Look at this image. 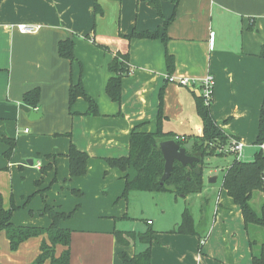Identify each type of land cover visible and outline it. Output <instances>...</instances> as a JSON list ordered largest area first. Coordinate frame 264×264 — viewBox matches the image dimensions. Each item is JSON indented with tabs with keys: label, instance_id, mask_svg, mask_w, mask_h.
I'll use <instances>...</instances> for the list:
<instances>
[{
	"label": "crops",
	"instance_id": "1",
	"mask_svg": "<svg viewBox=\"0 0 264 264\" xmlns=\"http://www.w3.org/2000/svg\"><path fill=\"white\" fill-rule=\"evenodd\" d=\"M95 3L101 15L94 14ZM173 11L172 3L163 0L161 16L140 0H0V138L15 141L13 160L0 161L2 206L5 210L12 203L20 207L12 214L14 226L44 229L50 220L38 213L45 204L63 213L79 206L72 219L59 223L71 231L70 264H121L119 252L132 257L144 248L139 243L120 246L113 236L115 230L142 233L148 227L140 231L128 226L129 198L136 192L126 201L119 198L124 177L134 173L111 169L104 159L128 155L133 129L156 132L161 90L162 131L191 137V141L201 137L195 110L199 88L179 86L175 81L213 77L212 118L243 144L238 159L252 160L264 105V58L259 57L264 46V0H180L166 30L165 46L159 39L126 38L133 30L162 29ZM20 25L38 28L21 33ZM67 39L74 42L73 63L58 56V43ZM115 53L128 55L130 67L122 79L120 103L105 93L112 77L107 66ZM166 54L174 60V82L166 81ZM79 81L96 103L98 116L83 115L88 104L82 98L72 106L73 115L69 114V87ZM34 88L40 91L37 108L22 101L23 94ZM31 113L37 118L30 120ZM71 144L88 155L84 177L69 176L66 155ZM1 150L6 147L0 146ZM34 155L47 158L38 156L34 161ZM228 157L219 158L228 166ZM211 178L209 185L214 184L209 183ZM36 181L41 183L36 186ZM221 191L228 199H215L208 225L201 228L191 217L194 234L177 233L184 211L178 210L176 199L167 208L158 201L161 218L146 221L154 231L150 264H252L249 239L263 242L264 229L247 233L240 209L222 185ZM32 194V200L22 207ZM255 198L264 205L263 192L255 193ZM173 210L178 212L175 217ZM43 241L47 242L46 235L10 251L1 232L0 264H32ZM63 250L56 246L55 256Z\"/></svg>",
	"mask_w": 264,
	"mask_h": 264
},
{
	"label": "trees",
	"instance_id": "2",
	"mask_svg": "<svg viewBox=\"0 0 264 264\" xmlns=\"http://www.w3.org/2000/svg\"><path fill=\"white\" fill-rule=\"evenodd\" d=\"M152 7L159 16H161V1L162 0H140ZM169 1L174 6L172 16L163 22L162 29L155 31L137 32L133 30L127 39L140 40H161L166 44L168 37L166 30L169 24L173 21L175 10L180 0H163ZM94 14L101 15L102 10L98 4H94ZM93 32V30H92ZM74 42L70 39L58 43L57 52L60 58L68 60L70 63L75 61L73 55ZM104 51H109L106 47H100ZM264 58V46L259 55ZM167 76L172 77L174 69V60L172 56L166 54L165 57ZM108 72L112 74L106 86L105 93L107 97L114 103H120L122 92V79L130 72L128 65V55L115 53L112 60L107 66ZM162 93L159 94V108L156 117L157 130L155 133H142L137 129H133L129 136L128 155L121 158L104 159L107 166L111 169H117L121 172L132 171L134 174H127L124 184V189L119 197L122 200H127L132 192H147V193H171L176 196L187 197L191 194H198L203 188V166L204 161L208 157H223L233 156V161L226 167L222 180V188L227 196L240 209L244 229L249 233L250 229H264V205L260 212L256 211L252 206V201L255 193L263 192L264 190V150L259 146L264 145V105L260 110L258 122V134L254 142L255 152L250 162H243L237 159L235 155L225 152H219L223 147L228 146L232 137L228 136L214 121L210 112V105L207 106L201 97H196L195 110L202 125V135L198 138H192L193 145L188 154L200 152L202 154L200 161L194 164L193 167L181 166L178 162L173 165L172 172L168 179L160 184V178L163 174L164 160L159 148L162 141L174 140L175 135L164 133L162 131L161 122L164 120L162 115ZM40 91L34 88L23 94L22 101L25 105L31 108H37L39 104ZM78 98H82L88 104L87 111L84 116H98V107L96 103L84 91L81 82L71 84L68 91V110L69 114L73 115L71 108ZM69 137V134L67 135ZM0 141L7 145V151L4 153L8 158H11L14 149L15 141L1 137ZM191 141V137H186L184 141H177L180 146H183ZM68 159L69 176L71 178H81L86 175V163L88 155L76 149L71 144L66 155ZM199 169V174L194 172V168ZM41 173H45V169H41ZM41 182H35L38 186ZM74 195L81 196L78 191H72ZM18 210L13 203L10 209L5 210L2 206V197L0 196V233L4 232L9 243L10 251H16L20 244L42 235L47 236V242L43 241L39 247V254L32 264H44L49 261V264H70V240L71 231L59 227L61 221L69 220L78 210L76 207L70 213L58 212L45 204L43 209L39 211L40 216H47L50 220L48 228L36 227H20L14 226L11 222L12 214ZM126 217H122L124 220ZM116 219L115 221H117ZM142 233L131 231L113 232L116 242L120 246H128L130 243H139L144 248L129 257L124 252L118 253V258L121 264H150L151 244L154 239V231L149 227ZM180 234H194L193 222L191 216L185 210L182 214V221L177 229ZM64 247V250L59 256H55L56 246ZM250 253L252 264H264V240L257 243L255 239H249Z\"/></svg>",
	"mask_w": 264,
	"mask_h": 264
},
{
	"label": "rangeland",
	"instance_id": "3",
	"mask_svg": "<svg viewBox=\"0 0 264 264\" xmlns=\"http://www.w3.org/2000/svg\"><path fill=\"white\" fill-rule=\"evenodd\" d=\"M0 146H2V148L3 146L6 147V150L0 151V161H4L6 163L10 160H13V155L11 156V158H8L6 155H4V153L7 151V145L0 141ZM250 152L252 154L253 149H250ZM38 156L41 157L42 159L46 157L45 155H34L33 160L35 161L36 157ZM243 156H245V151ZM206 159L204 161V166H203V180L204 182H206L205 184L208 186L204 184L205 186L203 185L204 187L202 189H205L210 186L212 187L211 190L208 189V191L207 190L201 191L200 192L201 196H197L196 194H191L188 195L187 197L176 196L175 194H172L171 196L168 193H163L160 195L158 193L136 192L134 196H132L133 195L132 194L131 197L129 198L128 226L133 225L136 226L140 231H143L144 227H148L146 224L147 220H150L151 222H156L159 218H161L159 217L160 212L158 208V203H159L158 201L165 204L167 208L169 206L174 205L173 204L174 199H176L178 202V210H180L181 212L186 210L188 214L196 220V222L197 221L199 222L201 228H204L206 225H208V223H210L213 219L215 199L218 197L223 202L225 198L228 199L226 195L221 191L222 180L226 169L225 167L227 166V164L225 160H222L219 157H214V158L208 157V160ZM228 160L231 163L233 161V158L229 155ZM240 161H245L244 157H241ZM24 164L26 165L28 164V162L24 161ZM209 171L211 174L209 173ZM208 177H216L217 181L214 184L209 185L207 183ZM54 180L51 181V185L55 183ZM48 188H46V190H48ZM33 196L34 194L29 195L27 198H25L24 199L25 202L22 205V207H26V205L32 200ZM157 197H159V199L162 200H159ZM262 203H263L262 200L255 198L252 201V206L256 211L260 212V209L263 205ZM221 204L223 205L224 203ZM76 207H78L79 210V206ZM76 207H74L70 212H72ZM18 209H20V207H18ZM76 212L74 213V215L76 214ZM166 213L167 212L165 210V214ZM173 213H174V217L178 215V212L175 213L174 210ZM163 218L164 216H162V219ZM169 226H172V223ZM153 228H156L155 225Z\"/></svg>",
	"mask_w": 264,
	"mask_h": 264
},
{
	"label": "water",
	"instance_id": "4",
	"mask_svg": "<svg viewBox=\"0 0 264 264\" xmlns=\"http://www.w3.org/2000/svg\"><path fill=\"white\" fill-rule=\"evenodd\" d=\"M36 116H38L36 113H31L30 120L36 119ZM193 143V141H190L187 144L180 146L174 140L160 142L159 148L164 160V168L163 174L160 178V184H162L166 179L169 178L175 162H178L183 167H193L194 164L200 161V158L202 156L200 152H195L190 155L188 154V152L191 150ZM194 172L197 174L200 173L197 167L194 168ZM215 181L216 178L214 177L209 179V183H215Z\"/></svg>",
	"mask_w": 264,
	"mask_h": 264
},
{
	"label": "built area",
	"instance_id": "5",
	"mask_svg": "<svg viewBox=\"0 0 264 264\" xmlns=\"http://www.w3.org/2000/svg\"><path fill=\"white\" fill-rule=\"evenodd\" d=\"M38 27L32 28V27H25L23 25H20L17 27V29L21 33H29L32 31H36ZM175 79L173 77L168 78V82H174ZM178 83L179 86H191V87H198L199 93L198 96L201 97L204 100L205 105L209 106L212 102V96H213V77L211 75H207L204 79H202L199 82L191 81L188 79H179L175 81ZM184 137H175V141H184ZM261 150H264V145L259 146ZM243 149V144L239 141H236L234 139L230 140V143L228 146L223 147L219 150V152H225L230 153L232 155H235L237 158L240 157ZM264 180V177H263ZM151 222H147V224H150Z\"/></svg>",
	"mask_w": 264,
	"mask_h": 264
}]
</instances>
